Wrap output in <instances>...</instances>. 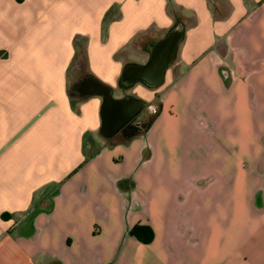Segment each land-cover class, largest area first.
Returning a JSON list of instances; mask_svg holds the SVG:
<instances>
[{"label":"crops","instance_id":"crops-1","mask_svg":"<svg viewBox=\"0 0 264 264\" xmlns=\"http://www.w3.org/2000/svg\"><path fill=\"white\" fill-rule=\"evenodd\" d=\"M178 23L159 93L125 92L130 49ZM85 75L149 126L104 137ZM211 227L219 264H264V0H0V264H208Z\"/></svg>","mask_w":264,"mask_h":264},{"label":"water","instance_id":"water-1","mask_svg":"<svg viewBox=\"0 0 264 264\" xmlns=\"http://www.w3.org/2000/svg\"><path fill=\"white\" fill-rule=\"evenodd\" d=\"M183 36V24L172 26L161 39L148 47L149 58L145 63L125 64L118 82L120 86L128 88L140 82L148 88L159 87L164 82L167 68L176 58ZM76 92L102 97L100 133L106 138L115 136L121 128L127 127L146 104L145 100L133 95L114 97L113 88L92 75L82 80ZM148 126L149 121L146 120L135 131H144Z\"/></svg>","mask_w":264,"mask_h":264},{"label":"rangeland","instance_id":"rangeland-1","mask_svg":"<svg viewBox=\"0 0 264 264\" xmlns=\"http://www.w3.org/2000/svg\"><path fill=\"white\" fill-rule=\"evenodd\" d=\"M145 44H141L140 47L141 48H144ZM127 57L130 59V61L132 63H142V61L145 60L146 57H148L147 53L146 52H142V51H135L134 48H131L130 51L127 53ZM137 85H140L139 82L135 83L132 87L130 88H125V92H129L131 94L132 92V89L137 86ZM142 86V85H141ZM143 88H145V90H148L150 92H155L156 94L159 93V88L157 89H149V88H146L143 86ZM70 95L72 98H76L77 97V94L76 92L74 91V86H71L70 87ZM144 99V98H142ZM146 100V99H144ZM102 136V135H101ZM99 135V139L102 141L103 138ZM120 136L117 135V136H114L111 138V140H117L119 139ZM89 145V144H87ZM88 147V146H87ZM149 147H146L141 155V158H140V163L143 162V159L146 158L149 154ZM213 173V172H212ZM205 177H199L198 179H203ZM218 180H216L217 182ZM198 183H201V180L198 181ZM196 181H195V185H197L198 187H201V185H199ZM194 197L196 198V195H194ZM227 201H231L230 198L228 197L227 198ZM213 227L210 228V233H209V236H210V239L209 241L207 242V244H204L205 246H207V249H208V252L210 254V259H209V262L208 264H219L220 261L222 260L221 257H222V252H223V249L219 248L218 247V242H217V231L214 230V228L212 229ZM195 241L197 242V237H194ZM199 244V243H198ZM186 245V244H185ZM182 246V250H183V264L186 263V258H187V253H190V250L189 248H186V246ZM197 245V244H195ZM191 246V245H190ZM192 247V246H191ZM194 251H196L195 255L193 256V258L191 259V261L194 260V264H199L200 263V255H197V248H194L192 247ZM220 260V261H219Z\"/></svg>","mask_w":264,"mask_h":264},{"label":"flooded vegetation","instance_id":"flooded-vegetation-1","mask_svg":"<svg viewBox=\"0 0 264 264\" xmlns=\"http://www.w3.org/2000/svg\"><path fill=\"white\" fill-rule=\"evenodd\" d=\"M85 76H83L81 80L74 86V91L81 86V82ZM155 108L156 106L154 104L146 103L141 111L136 115L134 121L129 123L127 127L121 128L115 136L119 135L120 137H126L129 133L137 130V128L141 126L142 122L146 120L149 121L150 124Z\"/></svg>","mask_w":264,"mask_h":264},{"label":"trees","instance_id":"trees-1","mask_svg":"<svg viewBox=\"0 0 264 264\" xmlns=\"http://www.w3.org/2000/svg\"><path fill=\"white\" fill-rule=\"evenodd\" d=\"M6 213H3L1 215V217L5 218ZM129 234L131 236H134L136 239H138L140 242L144 243V244H148L153 240V229L151 226L147 225V224H135L133 225L130 230H129Z\"/></svg>","mask_w":264,"mask_h":264}]
</instances>
